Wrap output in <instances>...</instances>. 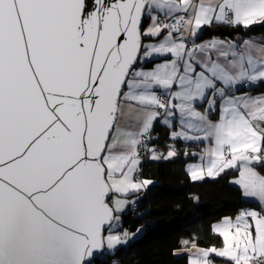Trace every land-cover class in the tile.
I'll return each mask as SVG.
<instances>
[{"label":"snow or ice","instance_id":"snow-or-ice-1","mask_svg":"<svg viewBox=\"0 0 264 264\" xmlns=\"http://www.w3.org/2000/svg\"><path fill=\"white\" fill-rule=\"evenodd\" d=\"M257 24L264 0H0V264H94L127 244L135 233L114 229L128 197L153 183L137 176L141 148L177 155L144 142L161 109L170 128L179 113L172 140L206 145L193 181L237 170L233 183L262 209L213 225L222 247L181 240L173 254L264 264V95H229L264 83V42H188L205 26Z\"/></svg>","mask_w":264,"mask_h":264},{"label":"trees","instance_id":"trees-1","mask_svg":"<svg viewBox=\"0 0 264 264\" xmlns=\"http://www.w3.org/2000/svg\"><path fill=\"white\" fill-rule=\"evenodd\" d=\"M236 34L264 37V25H253L248 29L206 27L202 38H232ZM251 90L264 93V84H257ZM154 132L156 138L152 149L164 154L169 146H173L177 155L170 160H149L143 164L142 179L153 183L138 199L137 214L131 218L130 209L125 210L120 223V228L130 223V233L137 229H142V233L128 246H120L112 254H103L94 264H113L116 259L119 264H188L186 255L177 257L173 254L181 248V240L194 241L199 248L221 247L222 238L213 233L212 225L222 218L237 216L243 206L250 204L230 183L234 175L232 171H226L215 179L192 182L184 166L193 158L189 155L194 149L193 144L172 141L169 129L159 124ZM261 170L264 172L263 168ZM213 259L215 264H223L221 259Z\"/></svg>","mask_w":264,"mask_h":264},{"label":"crops","instance_id":"crops-1","mask_svg":"<svg viewBox=\"0 0 264 264\" xmlns=\"http://www.w3.org/2000/svg\"><path fill=\"white\" fill-rule=\"evenodd\" d=\"M147 23H148V21H146V23L144 24L145 27L147 26ZM204 28H206V26H205ZM204 28L202 29V31L200 32V34H199L197 37H195V38H191V37H189V40H190V42H189V46L191 45L193 39H194V42H195L196 44H203V43H205V42L211 41L213 38H215V39H217V40H220V41H224V42H229V41H231V42H234V43H237V44H241V43H242L244 40H246V39H248V40H255V41L258 42V43H260V42H264V37L261 36V35H259V36H247V35H243V34H236V35H234L232 38H231V37H230V38H227V37H218V36H217V37H203V38H202V32H203ZM242 28H243V27H242ZM144 42H145V43H156V42H158V41H157L156 39L149 38V39H145ZM212 58H213V59L216 58V56H215L214 53L212 54ZM170 59H171V56H170V55H167V56H154V57H152V58H150V59H146V60L139 61V64H138V66H137V70H142V71H146V72H148V71H152V70H154V69L156 68V66H157L158 64H162V63H164V62H166V61H168V60H170ZM144 64H145V65H144ZM197 70L199 71V68H198ZM257 84H264V83H257ZM257 84H237V85H236V86H235V87L229 92V95H234V96H237V97L245 96V95H250V96H252V97H258V96H260V95H264V93H262V92H261V93H260V92H254V91L251 90V89H253ZM124 90L127 91V88L125 87ZM177 90H178V89H177L175 86H174L173 89H172V91H177ZM153 91H159L161 94H162V92H163V90L160 89L159 87H154V88H153ZM209 98H211V93H209ZM219 104H220V101H219V98H217L216 109H215V111H213V112L210 113V117H209L213 122H217V121L219 120ZM195 106H196V108H197L198 111H201V112H202L205 108H207V103H206V101L203 102V103H201L200 101H197V102L195 103ZM159 111H160V110H159ZM164 119H165V116H164V115H163V116H162V115L158 116L157 119L153 122V127H152V129L155 127V125H158V124H159V125H162V126H164V127H166V128H168V129H169V132H170V135H169V136H170V139H171V133H172L173 131H179V130H180V124H179V113L177 112V113L175 114L174 117H168V119H170V120L172 121V125H173V126H172L171 128L168 127L165 123H163ZM152 129H151V130H152ZM151 130H150V131H151ZM171 140H172V139H171ZM172 141H174V140H172ZM181 141H182V142H186V141H184V140H181ZM186 143H192L193 146H194L193 151H192L191 153H189V155L192 156L193 158H192L191 160H188V161L185 163V166H184V169H185V171H186V174L188 175V177L190 178V180H191L192 182H200V181H203V180H210V179H215V178H217L219 175L216 176L215 178H212V177L207 176V174H206V172H205V173H204V179H203V180L193 181V180L191 179V177L189 176V173H188V169H189L190 166H193V165H200V164H201V162H202V161H201V156H202V154H203V149L206 147V145H205L203 142L197 143V142H195V141H187ZM172 147H173V146H172ZM168 150H169V149H168ZM168 150H167V151H168ZM167 151L164 152L165 155L167 154ZM189 155H188V156H189ZM185 157H187V155H185ZM173 158H174V157H173ZM173 158H170V159H173ZM170 159H167V160H170ZM149 160H152V159L149 158ZM149 160H148V161H149ZM154 161H157V160H154ZM261 168H263V170H264V167H262V166H260V165H256V169H257V171H258L261 175H264V172H262ZM226 171H228V172L232 171V172L234 173V175H233L232 178H231L230 183H231L233 186L237 187V188L240 190V193H241V197H242V199L245 200L246 202L250 203L249 205L243 206V207L240 209L239 213H240L242 210H256V211H261L262 209H261V206H260V204H259V201L255 200L254 198L245 197V196L243 195V192H242V190L240 189L239 185L233 183V181H234L235 179H238V178H239V172H238L237 170H234V169H226L224 172H226ZM224 172H222V173H224ZM222 173H220V174H222ZM141 196H142V190H141L139 193H132V194L128 197V199H129V203H128V206H127V208H126L125 210H129V209L133 206V204L137 203V200L140 199ZM239 213H238V214H239ZM238 214H237V215H238ZM227 218H231V219L234 220V219L236 218V216H235V217H227ZM224 219H225V218H222L221 220L215 222L213 225L222 222ZM120 223H121V220H120V222H119V226L116 227V228L114 229L115 232H116V230H117L118 228L121 227V226H120ZM213 225H212V226H213ZM123 228H124V226H123L122 228H120V230H119L118 232H116V233H121V232L123 231ZM141 233H142V229H140L139 232L136 231V232H135V235L132 237V239L137 238L138 236L141 235ZM132 239H130V240H132ZM120 246H124V245H120ZM120 246H118V247H120ZM118 247H117V248H118ZM221 247H222V246H221ZM189 248H191V247H189ZM209 248H210V247H209ZM204 249H208V248H204ZM115 251H116V250H115ZM193 251H195V250L193 249ZM109 254H112V253H109ZM184 255H186L187 260H188V256H189V254H188L187 252H183L182 254L175 255V256L180 257V256H184ZM213 258L221 259V260H222V258H220V257H213Z\"/></svg>","mask_w":264,"mask_h":264},{"label":"built area","instance_id":"built-area-1","mask_svg":"<svg viewBox=\"0 0 264 264\" xmlns=\"http://www.w3.org/2000/svg\"><path fill=\"white\" fill-rule=\"evenodd\" d=\"M230 27V26H228ZM157 95H161L159 92H156ZM161 115H164L163 114V110L161 112ZM155 128L152 129L150 131V135L148 137L145 138V143L147 144V146L149 148H152V145H153V142L156 138V135H155V132H154ZM149 156H150V153L146 150H144L143 148H141V151H140V157H141V165H140V168H139V171L137 173V176L141 179H142V175H141V171H142V167H143V164L148 161L149 159ZM146 189H142V195L143 193L145 192ZM138 204H139V200H137V203L133 204V206L130 208V211H131V218L134 217L136 214H137V208H138ZM129 228H130V223L127 224L124 228H123V231L127 230L129 232ZM122 231V232H123ZM121 232V233H122Z\"/></svg>","mask_w":264,"mask_h":264},{"label":"bare ground","instance_id":"bare-ground-1","mask_svg":"<svg viewBox=\"0 0 264 264\" xmlns=\"http://www.w3.org/2000/svg\"><path fill=\"white\" fill-rule=\"evenodd\" d=\"M212 37H217V36H212ZM188 42H190V40H189ZM138 64H139V62H138ZM137 66H138V65H137ZM154 92L156 93V92H159V91H154ZM159 93H160V92H159ZM156 94H157V93H156ZM160 94H161V93H160ZM161 95H162V94H161ZM165 99H166V98H165ZM161 112H162V109L160 110V113H161ZM160 115H161V114H160ZM162 116H163V115H162ZM156 126H157V125H155V127H156ZM155 127H154V128H155ZM154 128H153V129H154ZM158 154H159V153H158ZM148 160H149V159H148ZM140 165H141V164H140ZM139 168H140V167H139ZM143 180H144V179H143ZM130 242H131V240H129L128 243L125 244V245L128 246Z\"/></svg>","mask_w":264,"mask_h":264},{"label":"water","instance_id":"water-1","mask_svg":"<svg viewBox=\"0 0 264 264\" xmlns=\"http://www.w3.org/2000/svg\"><path fill=\"white\" fill-rule=\"evenodd\" d=\"M103 254H97V257H96V259H98L99 257H101ZM95 259V260H96Z\"/></svg>","mask_w":264,"mask_h":264},{"label":"rangeland","instance_id":"rangeland-1","mask_svg":"<svg viewBox=\"0 0 264 264\" xmlns=\"http://www.w3.org/2000/svg\"><path fill=\"white\" fill-rule=\"evenodd\" d=\"M115 262H116V264H119V260L118 259H116Z\"/></svg>","mask_w":264,"mask_h":264}]
</instances>
